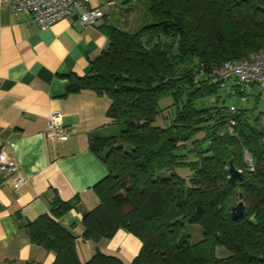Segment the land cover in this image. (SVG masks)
Listing matches in <instances>:
<instances>
[{"label":"trees","instance_id":"16d2710c","mask_svg":"<svg viewBox=\"0 0 264 264\" xmlns=\"http://www.w3.org/2000/svg\"><path fill=\"white\" fill-rule=\"evenodd\" d=\"M121 5L118 17L107 15V45L88 73L66 75L67 92L106 97L108 125L117 129L88 139L107 175L93 185L98 204L82 215L81 238L97 242L123 228L140 249L130 262L97 247L81 261L77 235L59 221L78 196L53 197L48 213L19 226L54 254L52 264H264V125L226 102L246 99L244 85L210 76L227 60L264 52V0ZM240 195L244 211L234 218ZM189 225L200 227L201 239L191 240Z\"/></svg>","mask_w":264,"mask_h":264},{"label":"crops","instance_id":"0c3cea01","mask_svg":"<svg viewBox=\"0 0 264 264\" xmlns=\"http://www.w3.org/2000/svg\"><path fill=\"white\" fill-rule=\"evenodd\" d=\"M121 1L89 0L78 13L94 7L104 17L87 28L73 15L40 29L31 15L0 5V147L13 165L0 171V264H52L54 254L32 244L19 225L48 213L53 197H79L59 219L77 235L78 256L88 257L97 247L130 262L140 249L139 239L123 228L96 243L81 238L82 215L98 204L93 185L107 175L88 139L109 129V101L88 91L67 92L66 79L88 73L107 45V15L120 13ZM54 111L71 131L67 139L46 134ZM18 176L23 181L16 186Z\"/></svg>","mask_w":264,"mask_h":264},{"label":"built area","instance_id":"2783aa9c","mask_svg":"<svg viewBox=\"0 0 264 264\" xmlns=\"http://www.w3.org/2000/svg\"><path fill=\"white\" fill-rule=\"evenodd\" d=\"M89 0H0V5L14 13H25L32 16L40 29H45L57 20L76 15L82 28L90 27L104 17L100 8L90 7L78 13ZM213 82H226L232 79L244 86L253 85L259 91H264V52L251 53L248 56L227 60L220 66L212 68L210 73ZM234 110V107H230ZM70 129L62 123L61 115L54 111L49 115L46 134L49 137L64 140L70 134ZM13 168L7 163L6 154L0 147V171ZM23 181L21 176L16 179L18 186Z\"/></svg>","mask_w":264,"mask_h":264},{"label":"rangeland","instance_id":"374dc122","mask_svg":"<svg viewBox=\"0 0 264 264\" xmlns=\"http://www.w3.org/2000/svg\"><path fill=\"white\" fill-rule=\"evenodd\" d=\"M226 85H229V83ZM227 87L228 86H226V87L224 86L223 88L229 92L230 88H227ZM244 88H245V93H246L245 94L246 99L236 98L235 96H233V97L227 98L226 102L227 103L233 102L239 108H246V109L250 110L252 116L253 117H259L261 124L264 125V91H259L257 87L252 86V85H247ZM223 93H224V91H223ZM209 99H211V98H206L205 100H203V102H207V101L209 102ZM201 102L202 101H198L199 104ZM169 104H171V99L169 97L162 98L159 101V105L161 108L167 107V106H169ZM165 109L166 108H163V111ZM155 123H156V121H155ZM108 128L109 129H106L103 132L104 133H115L117 131V129L111 125L108 126ZM188 172H189V170L186 167H180V168L176 169V173L182 177L186 176ZM238 201H239V199H236L233 202V205H235ZM187 230L190 233L192 241H197V240L201 239V230H200V227L198 225H189L187 227ZM90 242L93 243L94 241H90ZM94 243H96V242H94ZM221 253L223 254V252H219V254H221ZM78 257L81 261L85 262V261L90 259L91 255H88V257H84V258L80 257V255Z\"/></svg>","mask_w":264,"mask_h":264},{"label":"water","instance_id":"95a60500","mask_svg":"<svg viewBox=\"0 0 264 264\" xmlns=\"http://www.w3.org/2000/svg\"><path fill=\"white\" fill-rule=\"evenodd\" d=\"M229 174L231 177H235L239 174V171L237 169H235L233 166H230L229 167ZM244 207H245V205H244V202L241 199V195H240L239 201L231 207L230 212H231L232 217H234V218L241 217L243 214V211H244Z\"/></svg>","mask_w":264,"mask_h":264}]
</instances>
